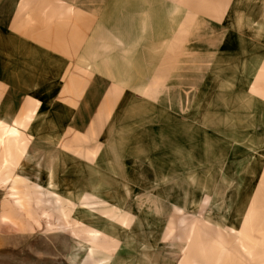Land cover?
Masks as SVG:
<instances>
[{
  "label": "rangeland",
  "instance_id": "rangeland-1",
  "mask_svg": "<svg viewBox=\"0 0 264 264\" xmlns=\"http://www.w3.org/2000/svg\"><path fill=\"white\" fill-rule=\"evenodd\" d=\"M225 8L216 0H0V26L10 36L46 45L47 68L43 58L32 56L30 75L46 86L48 107L53 111L49 121L63 124L60 141L67 147L63 152L79 157L81 145L92 146L93 136L79 137L77 132L93 129L96 124L90 121L101 109L107 115L124 99L131 119H149L154 129L162 116L185 118L192 126V174L204 176L203 188L218 185L225 189L226 183L220 186L216 173L222 166L215 162L232 158L230 147L218 141L215 133L200 129L206 121H215L211 116L216 110L222 111L220 94L226 85L221 82L234 77L230 68L218 67L220 61L229 65L233 60L230 53L222 57L217 52L222 39L217 32ZM236 86L231 85L234 90ZM5 95L1 92L0 98ZM33 111L27 109L19 118L0 117V264H264L261 160L255 165L256 174L260 169L261 174L254 186L253 214L241 233H223L224 245L200 244L209 239H203L200 232L205 209L199 207L198 181L192 185V213L159 212L157 218L164 229L156 238L158 244L140 236L139 240H146L144 252L126 247L120 235L112 236L116 228L109 230L107 225L122 223L124 218L131 224L130 216L137 215L142 205H150L149 210L158 206L159 211L164 205V210L169 207L171 211V198L161 191L154 201L148 195L149 180L144 186L139 180L132 181L126 206L132 213L104 211L102 203L83 196L78 204L101 219L99 228L80 222L73 204L48 189L45 176L50 179L52 175L57 150L40 146L25 134ZM157 139L155 135L153 141ZM238 152L235 157L241 155ZM239 168L246 167L235 165L232 169L236 172ZM148 174L151 176L145 170L144 178ZM221 197L218 199L223 200ZM229 199H224L225 205ZM190 232L195 242L183 254L184 246L179 248L178 243Z\"/></svg>",
  "mask_w": 264,
  "mask_h": 264
},
{
  "label": "crops",
  "instance_id": "crops-1",
  "mask_svg": "<svg viewBox=\"0 0 264 264\" xmlns=\"http://www.w3.org/2000/svg\"><path fill=\"white\" fill-rule=\"evenodd\" d=\"M216 4L226 6L219 26L221 29L217 32V36L222 38L217 52L222 57L230 53L233 58L231 64L220 61L218 67L230 68L234 77L221 82L226 85L220 94L223 109L219 110L222 111L216 110V114L211 116L215 121H206L205 128L202 126L200 129L205 133H215L218 141L222 140L230 147L229 154L233 157L226 158L224 163L223 159L215 162L222 166L216 173L220 186L226 183L225 189L217 188L218 185L210 190L203 188L201 182L204 176L192 174L195 161L192 154V126L185 118L176 119L177 116L170 115L164 119L162 116L158 121L159 127L154 129L149 119H143L142 116L131 119L124 99H119L117 109L108 110L107 115L101 109L100 114L90 121L96 124L93 129L77 132L79 137L88 133V136H93L92 146L81 145L83 152L79 157L63 152L67 148L62 145L63 140L60 141L63 124L59 120L49 121L53 111L48 107L46 86L41 79H33L30 75L32 56L41 60L43 58L46 67V45H33L25 37L10 36L0 26V93L9 94L8 99L6 95L0 98V117L11 115L19 118L23 111L33 108V116L24 132L40 146L50 145V148L57 150L52 161V175L50 179L48 175L45 176L48 189L73 204L78 220L83 223L88 221V227L99 228L97 222L100 216L78 204L83 196H90L102 203L104 211L115 210L125 215L132 213L129 212L130 208H126L133 190L132 181L139 180L144 186V181L149 180L151 188L148 195L151 199L156 194L161 197V191L171 198L168 201L169 206L173 207L171 211L169 207L164 210V205L161 211L158 206L155 208L152 205V210H149L147 208L150 205L145 208L142 205L138 206L137 215L130 216H133L129 220L131 224H126L124 218L122 223L107 225L109 230L116 228L112 236L120 235L128 248L139 247L145 252L148 249L146 240H139L140 236H147L152 243L158 244L156 238L164 229L160 218H157L159 212L176 211L178 214L190 215L192 185L198 181L196 185L199 184L201 190L199 207L205 209L200 219V232L203 239H209L201 245H224L223 233H241L247 228L245 221L253 214L251 203L256 193L254 186L260 180L264 166V0H216ZM231 85H237L236 89ZM31 102L36 104L32 106ZM23 103L31 107L24 108L21 105ZM200 110L203 111V105ZM80 116L83 117V114ZM73 123L74 120H70L68 130ZM213 126H216L215 130ZM155 135L158 139L153 141ZM235 151L241 155L235 157ZM257 162L261 166L259 174L255 172ZM235 165L246 168L242 171L239 168L235 172L232 169ZM145 170L151 172V176L148 174L149 179L143 176ZM236 180L240 183L236 184ZM221 196L223 200L218 199ZM225 198H230L226 205ZM144 228L147 230L144 231ZM208 229L212 231L208 232ZM180 242L183 244L180 245ZM194 242L190 232L188 238L179 241L178 246H184V254Z\"/></svg>",
  "mask_w": 264,
  "mask_h": 264
}]
</instances>
